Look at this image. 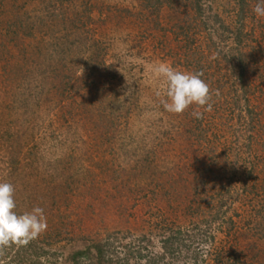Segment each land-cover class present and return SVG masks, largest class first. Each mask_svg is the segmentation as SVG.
Masks as SVG:
<instances>
[{
    "label": "rangeland",
    "instance_id": "1",
    "mask_svg": "<svg viewBox=\"0 0 264 264\" xmlns=\"http://www.w3.org/2000/svg\"><path fill=\"white\" fill-rule=\"evenodd\" d=\"M257 2L251 0L244 20L245 77L251 85L245 95L229 62L236 31L222 27V21L231 28L237 23L235 0H214L208 13L222 21L210 14L205 29L211 31L192 30L188 47L169 28H160L161 13L139 9L140 0H31L11 6L10 12L1 8L0 182L14 186L16 213L31 212L34 207L26 202L37 195L44 217L56 211L43 197L48 194L44 185L51 184L55 193L68 190L57 193L55 205L76 219L75 229H121L126 239L147 234L149 254L158 251L156 225L163 218L188 224L169 190L159 187L178 170L185 180L175 184L197 183V196L215 205L224 200L226 215L235 221L230 231L220 222L206 226L215 238L195 244L201 258L213 246L234 245L243 264H264V17L253 12ZM13 16L19 23L15 31L8 29ZM73 23L80 26V50L94 40L100 47L94 52L103 50L104 65L94 72L89 68L84 74L73 65L71 45L57 44ZM162 63L202 74L210 110L193 105L179 115L166 111L167 83L155 71ZM247 109L256 112L250 125ZM63 152L70 154L61 168L66 177L57 174ZM148 156L156 171L150 177L138 171ZM12 160L22 165L24 177L7 174ZM120 179L127 187L123 192L114 187ZM227 181L229 191L223 188ZM44 232L37 236L39 243L49 237ZM60 237L46 248L60 250L71 243L65 233ZM166 262L192 263L189 257Z\"/></svg>",
    "mask_w": 264,
    "mask_h": 264
},
{
    "label": "trees",
    "instance_id": "2",
    "mask_svg": "<svg viewBox=\"0 0 264 264\" xmlns=\"http://www.w3.org/2000/svg\"><path fill=\"white\" fill-rule=\"evenodd\" d=\"M30 1L31 0H0V12H2L1 8H5L6 12H10L11 6L17 4H19V6L27 5ZM213 1L214 0H140L139 9L142 10L144 8L147 9V12H151L150 9L154 8L157 17H159L161 13L162 19L160 28L164 29L163 26H166V28H169L167 30L170 31L171 35H175V38L180 40L179 42L187 46L191 43V35L189 33L193 30L195 34L199 31L201 32V28L205 29L207 21L209 22L210 14L222 21L217 13H208V8L211 7L210 9H212L211 4ZM235 2L238 7V17L237 23L235 27H233L234 29L226 25L224 21H222V27L226 29V31H236V35L233 38L236 51L232 57L236 61H233L231 58L229 62L231 63L233 71L238 70V76L236 78H238V83L245 95L247 89L251 87V85H249L245 77L247 60L245 59L246 57H244L246 55L244 51L246 44L244 20L245 14H247L250 9L251 0H235ZM18 8L19 7H17V9ZM5 9H3V11H5ZM25 14L29 15V20L31 14L26 12ZM79 16L78 20L81 19ZM74 17L76 18V14ZM88 18L90 17L88 16ZM10 20H12V24L8 26V29L14 30L17 26L18 19L13 16ZM81 24L83 25L84 22L82 21ZM79 29L80 26L77 29L76 23L70 25L69 30L60 38L62 44H57L63 45L64 42L62 41L64 40L66 45H71L68 49V58L71 60L74 57V61H72L73 65H77V67L84 69V74L89 68L94 72L96 67L104 65L103 50L99 51L100 53H97V51L96 53L94 52V47L98 48V42L96 40L90 43L83 51L80 50V48H78L79 45H77L78 40H76ZM205 31L209 33L211 29H205ZM214 31L217 32V29H214ZM71 35H74V39L70 38ZM86 74H88V72ZM89 93L94 95L92 91L86 94L88 95ZM104 94L106 93H101V96H104ZM105 96H107V94ZM97 100L98 97L87 101L89 103L91 102L92 105V103H94L93 101L96 102ZM247 112L249 114L246 119V122H248L247 125L255 123L256 112L252 109H247ZM61 154V157L56 160V163L60 165V170L57 172L58 175H62L66 168L63 164L67 162L68 156L70 157V154H64V152ZM64 156L67 157L64 158L65 160L63 159ZM14 162L15 161L12 160L7 163V167L5 168L7 174H16L24 177L22 174V165L17 162L15 164ZM140 164L139 173L146 171L148 172L147 177L155 175L154 173L156 171L154 170L152 160L149 156L145 159V162ZM170 173H172V175H170V177L167 176L159 187L164 188L166 194H168L166 190H169V196H172L170 198L177 202L175 208L177 210L179 209L180 212L183 211L184 215L189 217V219L187 220V225H182L174 221L169 223L167 218L162 217L163 223H158L159 226L156 225L159 230V236H156L159 243L158 251H151L149 254L144 251V249H146V241L150 238L147 234H135L132 238L126 239L121 229H106L103 231L83 229L78 231V229L81 228L78 227V229H75L76 219L71 217L70 214L61 213L60 206L58 207L55 205L57 202V193L59 195H64L67 194L68 190H59L55 193L54 191H56V189L54 185L46 184L44 186L48 188V194L43 197L50 201L52 207L56 208V211L49 212L50 215L47 214L45 216L47 219L46 222H48V229H46L44 233L49 236L46 240V236H44L45 238L43 240L45 244L39 243V238L37 237L43 235V233L29 238L26 243H11L5 246V249L1 250L0 248V264H168L166 261L175 263L179 258L188 259V257L192 261L191 264H243L241 256L238 254L234 245H228V248L213 246L207 251V255H204V259L201 258L195 244L210 242L215 238L214 232L207 230L206 226L210 227L211 224L220 222L230 231L235 228V221L232 217L226 215L224 209L226 202L224 200L218 201L216 205L204 202L205 197L197 196V183L195 186H193V184H187L186 186L175 184L177 182L180 184V182L185 179L178 178L181 176L178 170H173ZM159 175L163 176L161 173H159ZM62 176L66 177L67 175ZM193 177H195V175ZM122 179L114 185L117 192H123L126 190L125 188H127L122 187L125 185ZM61 184V182L57 183L59 186H62ZM62 188L63 187H60L61 190ZM223 188L228 191L231 190V182H224ZM192 189H194V191ZM37 198H39V195L32 197L26 203H29L28 206L30 207H38L39 202ZM170 200L171 199H169V201ZM204 203L207 204L204 205ZM118 206L120 207V205ZM78 220H80V218ZM202 222H204L203 226L200 225ZM64 233L67 236L66 241L71 243L59 247L61 248L60 250L57 248V250L53 249L49 251L46 247H51L54 243L56 244L59 238H61L60 236ZM66 245L71 246V248H66Z\"/></svg>",
    "mask_w": 264,
    "mask_h": 264
},
{
    "label": "clouds",
    "instance_id": "3",
    "mask_svg": "<svg viewBox=\"0 0 264 264\" xmlns=\"http://www.w3.org/2000/svg\"><path fill=\"white\" fill-rule=\"evenodd\" d=\"M255 15L264 17V0H258L253 8ZM156 73L165 78L167 83L163 107L172 114H183L189 107L210 110V89L201 79L200 73L178 71L167 64H160ZM200 118L202 113L194 112ZM15 188L11 183L0 182V247L11 243H26L46 230L47 222L43 209L34 207L31 212L17 214L14 199Z\"/></svg>",
    "mask_w": 264,
    "mask_h": 264
}]
</instances>
